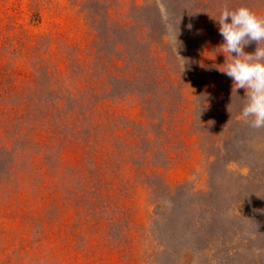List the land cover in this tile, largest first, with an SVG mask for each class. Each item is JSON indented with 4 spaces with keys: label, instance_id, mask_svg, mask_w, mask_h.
<instances>
[{
    "label": "rangeland",
    "instance_id": "obj_1",
    "mask_svg": "<svg viewBox=\"0 0 264 264\" xmlns=\"http://www.w3.org/2000/svg\"><path fill=\"white\" fill-rule=\"evenodd\" d=\"M0 264H264V0H0Z\"/></svg>",
    "mask_w": 264,
    "mask_h": 264
}]
</instances>
